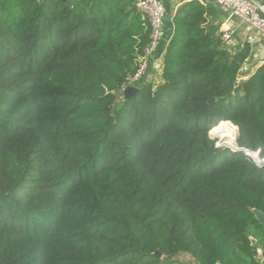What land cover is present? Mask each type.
<instances>
[{"label":"trees","instance_id":"obj_1","mask_svg":"<svg viewBox=\"0 0 264 264\" xmlns=\"http://www.w3.org/2000/svg\"><path fill=\"white\" fill-rule=\"evenodd\" d=\"M211 13L179 7L161 82L119 100L136 0H0V264H258L264 168L210 132L264 157V64L238 82Z\"/></svg>","mask_w":264,"mask_h":264},{"label":"built area","instance_id":"obj_2","mask_svg":"<svg viewBox=\"0 0 264 264\" xmlns=\"http://www.w3.org/2000/svg\"><path fill=\"white\" fill-rule=\"evenodd\" d=\"M217 7L228 12L250 30L247 40L254 44L259 37L264 40V4L260 0H212ZM138 11L142 14L149 27L148 43L143 54L139 57L136 70L129 76L127 87L140 88L143 84L154 83L152 70L157 68L162 55L159 54L160 45L166 33L167 8L162 0H137ZM233 29L223 27L219 32L221 41L225 44L232 39ZM164 64V62H163ZM249 151V150H247ZM250 151L254 162L264 165V157ZM264 264V260H263Z\"/></svg>","mask_w":264,"mask_h":264},{"label":"crops","instance_id":"obj_3","mask_svg":"<svg viewBox=\"0 0 264 264\" xmlns=\"http://www.w3.org/2000/svg\"><path fill=\"white\" fill-rule=\"evenodd\" d=\"M167 8V19H166V33L165 37L160 45L159 54L164 56L165 48L168 43V39L171 34V20L175 16L177 10L179 7H181L183 4L192 1V0H162ZM202 3H209L212 6L215 7V13H211L208 17V19L211 22H214L216 25H219V31L225 27L229 26L233 29L232 39L225 43V47L232 53L238 51L240 48H242L245 43H249L251 47L250 56L244 61V63L241 65L239 71H238V82H243L248 80L252 74L256 71L258 67H260L262 64H264V40L261 38H257L256 42L254 44L250 43L247 40V35L250 33V30L247 26H245L243 23H241L236 18H233L230 16V14L223 9L217 7L215 4L212 3V0H198ZM137 3V0H136ZM137 6V5H136ZM163 58L160 59L159 64L157 68H154L152 70L153 76H154V84H158L161 82L162 77V71H163ZM228 138H233L230 136H227ZM235 145V142H234ZM255 240V239H254ZM255 244L258 245V255H257V261L258 264H263L264 260V246L259 242L258 240H255ZM184 255L190 259H193L192 256L189 254L184 253ZM179 260V256L177 257ZM180 261V260H179ZM190 264H196L195 262Z\"/></svg>","mask_w":264,"mask_h":264},{"label":"rangeland","instance_id":"obj_4","mask_svg":"<svg viewBox=\"0 0 264 264\" xmlns=\"http://www.w3.org/2000/svg\"><path fill=\"white\" fill-rule=\"evenodd\" d=\"M126 97V92L125 91H121L119 96H118V99L119 100H122ZM218 130V129H216ZM215 130V131H216ZM212 138L216 139V146L220 149H223V148H229V149H232V150H235L236 149V145H234V142L232 141V139L226 137L225 139H222L220 138L218 135L214 134L211 130L210 132ZM179 260L183 263V264H190V263H194V259H190L188 257H186L184 255V253H181L179 255Z\"/></svg>","mask_w":264,"mask_h":264},{"label":"water","instance_id":"obj_5","mask_svg":"<svg viewBox=\"0 0 264 264\" xmlns=\"http://www.w3.org/2000/svg\"><path fill=\"white\" fill-rule=\"evenodd\" d=\"M138 90H139L138 87H130V86H129V87L125 88V90H124V91L126 92V97H125V98H127V97H129V96H132V95L135 94ZM238 134H239V129H238ZM237 137H238V136H237ZM236 141H237V138H236ZM235 150H244L245 153H246L247 155L252 156L251 153H250V151H247L246 149H242V148H240L239 146H238V148L235 149ZM255 153H256V152H255ZM257 154L260 155V151H258ZM261 167L264 168V165H261ZM256 215H257L258 219L261 221V223H264V213L261 212V211H256ZM253 242L255 243V240H254V239H253Z\"/></svg>","mask_w":264,"mask_h":264},{"label":"bare ground","instance_id":"obj_6","mask_svg":"<svg viewBox=\"0 0 264 264\" xmlns=\"http://www.w3.org/2000/svg\"><path fill=\"white\" fill-rule=\"evenodd\" d=\"M225 125H227V124L222 125L220 128H218V130L221 129V128H222L223 126H225Z\"/></svg>","mask_w":264,"mask_h":264}]
</instances>
